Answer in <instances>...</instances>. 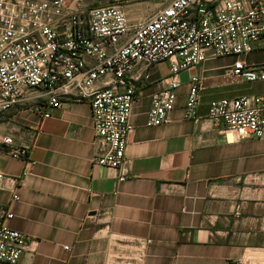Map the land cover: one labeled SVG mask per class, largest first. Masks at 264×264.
Listing matches in <instances>:
<instances>
[{
  "label": "crops",
  "instance_id": "0c3cea01",
  "mask_svg": "<svg viewBox=\"0 0 264 264\" xmlns=\"http://www.w3.org/2000/svg\"><path fill=\"white\" fill-rule=\"evenodd\" d=\"M262 51L239 58L264 63L255 55ZM224 58L179 73L164 124L147 126L146 113L167 62L136 83L121 181L91 160L100 150L87 102L66 100L44 118L36 109L43 96L31 91L0 113V172L11 178L0 186V208L30 239L22 264H264V138L231 140L207 115L211 100L262 94L264 82L226 75L236 57ZM191 75L203 80L196 119L183 112ZM10 146L28 147L29 163Z\"/></svg>",
  "mask_w": 264,
  "mask_h": 264
},
{
  "label": "built area",
  "instance_id": "2783aa9c",
  "mask_svg": "<svg viewBox=\"0 0 264 264\" xmlns=\"http://www.w3.org/2000/svg\"><path fill=\"white\" fill-rule=\"evenodd\" d=\"M259 50L264 0H168L140 20H130L118 4L79 8L68 0H0V113L31 91L43 96L36 109L44 118L66 100L87 102L100 150L91 160L119 171L121 181L136 83L149 79L151 67L167 62L165 85L150 96L147 126L169 121L179 73L209 59L236 57L226 75L264 82V63L239 58ZM188 83L183 112L196 119L203 80L191 75ZM207 115L231 140L264 138V93L213 99ZM9 154L29 163L26 146H10ZM29 172L25 168L16 179ZM6 179L0 172V186ZM11 217L0 208V264H22L30 240L7 226Z\"/></svg>",
  "mask_w": 264,
  "mask_h": 264
},
{
  "label": "rangeland",
  "instance_id": "374dc122",
  "mask_svg": "<svg viewBox=\"0 0 264 264\" xmlns=\"http://www.w3.org/2000/svg\"><path fill=\"white\" fill-rule=\"evenodd\" d=\"M74 1L79 8H88L95 5L101 4H118L123 6L130 20H140L148 16L150 13L156 11L160 6L166 3L168 0H68ZM259 53L256 52V58L259 57ZM211 59L212 64H219L220 62H228L229 59Z\"/></svg>",
  "mask_w": 264,
  "mask_h": 264
}]
</instances>
